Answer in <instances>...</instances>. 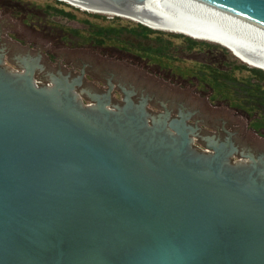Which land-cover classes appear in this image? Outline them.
<instances>
[{"label":"flooded vegetation","instance_id":"obj_1","mask_svg":"<svg viewBox=\"0 0 264 264\" xmlns=\"http://www.w3.org/2000/svg\"><path fill=\"white\" fill-rule=\"evenodd\" d=\"M70 41L68 32L58 30V0L53 4L0 0V195L7 192L14 203L9 210L12 214L9 222L0 223V240L6 242L9 232L14 235L11 231L25 227L34 236L48 234L47 225L38 215L40 199L45 200L46 189L39 188L34 180L39 173L37 168L45 164L47 149L58 145V133L52 113L55 110L51 107L48 114L44 112L46 105L40 102L37 90L58 89V82L65 87L62 92L65 104L70 97L76 99V108L82 109L92 125L118 140L110 145L104 143L108 152L101 158L93 157L82 166L83 172L95 174L94 177L100 179L97 184H86V187H97L99 192L97 204L88 206L94 214L89 219L95 234L80 240L86 246H96L108 256L119 257L121 241L127 238L126 229L121 227L120 220L117 222L119 218L114 213L121 209L116 200L121 198L126 211L129 207L126 200L137 197L119 191L110 172L113 167L118 168L137 190L157 200L166 197L177 218L189 210L191 188H194V197L204 198L211 192L219 195L228 178L247 182L256 177L264 181L258 170L264 166V152L249 146L237 122L222 113L223 105L212 104L209 96L203 95L196 86L187 83L197 91V98L202 96L209 102L213 111L220 114V119H203L197 111L199 108L189 109L182 100L172 99L166 104L146 86L129 84L127 77H115L109 69L90 70L91 86L100 89L104 84L101 93L93 89H81L77 93L76 89L84 85V68L77 72L78 60H64V55L58 52L63 47H84L73 46ZM173 80L178 86L185 84ZM106 103H110L108 114L96 107ZM224 107L232 111L231 116H239L229 106ZM187 138L192 139L189 146ZM93 163L95 166L91 168ZM22 165L26 167L21 176L19 166ZM97 170L98 174L92 172ZM205 173H209L214 182L209 183V188L202 177ZM78 227L83 225L80 223ZM58 229L63 232L58 238L64 237L68 243L71 223H58ZM23 240L19 236L10 242L14 248H11L9 259H17L20 255L23 264H36L34 250L27 248ZM41 259L38 257V261Z\"/></svg>","mask_w":264,"mask_h":264},{"label":"water","instance_id":"obj_2","mask_svg":"<svg viewBox=\"0 0 264 264\" xmlns=\"http://www.w3.org/2000/svg\"><path fill=\"white\" fill-rule=\"evenodd\" d=\"M61 1L71 5L73 1L85 2L90 6L112 9L111 11L125 15H132L135 6L146 2V0ZM199 1L264 29V0ZM141 12L149 15V11L144 9H141ZM137 22L155 29L143 21ZM58 52L64 55V60L66 58L78 60L77 72L84 68V85L76 89L77 93H80L81 89L83 91L93 89L95 93H101L104 84L100 89L91 86L90 70L109 69L116 74L115 77H127L129 84L137 87L146 86L148 91L155 92L159 100L166 104L172 99L182 100L189 109L199 108L197 111L203 119L205 117L220 119V114L214 112L203 99L192 97L187 90L182 91L150 78L143 71L118 62L100 60L80 51ZM251 66L263 69L255 65ZM63 76L65 77L66 74ZM101 82L105 83L103 80ZM57 88L51 91L37 90L40 102L46 105L44 112L48 114L51 107L55 110L52 113L53 120L57 122L55 130L58 133V145L47 149L45 164L37 168L39 173L37 180H34L39 188L46 189L45 200L40 199L41 211L38 215L40 221L47 225L48 234L34 236L26 227L11 231L14 235H10L9 232L8 236L11 237L10 240L8 238L9 243L8 240L6 242L0 240V264H23L24 259L20 255L17 259H9L11 248H14L10 242L19 236L24 239L27 248L34 250L33 258L36 264H264V181L256 177L250 178L247 182L228 178L225 187L220 188L219 195L211 192L204 198L194 197V188H191L189 210L187 213H181L177 218L175 210L173 212L171 210L172 203L168 202L166 197L157 200L152 195H146L137 190L118 168L108 165L112 168L110 172L119 191L137 197L136 200H126L129 206L126 211L123 210L124 204L120 202L121 198L120 201L116 200L120 203L121 209L114 213L119 218L117 222L120 220L121 227L126 229L124 233L127 238L121 241L119 257L108 256L96 246L84 245L80 240L95 234V227L92 228L89 219L94 214L91 212V207L88 210V206L91 203L97 204L99 193L97 187H86V184H97L100 179L98 176L94 177L95 174L83 172L82 166L93 157L101 158L103 153L108 152L104 143L110 145L118 140L111 133L100 131L98 127L92 125L82 109L76 108V99L70 97L68 104H65L62 100L65 87L58 82ZM109 104L96 107L108 114L111 111ZM149 110L154 114L150 108ZM221 111L237 122L249 146L258 152H264V140L250 131L245 133L246 123L243 120L233 118L226 109ZM225 120L227 119H223V122ZM46 132H49L48 127ZM237 140L242 141L241 138ZM51 141H54L53 137ZM191 142L192 139H186L188 146ZM80 144L83 147L79 146ZM258 159H261V156ZM36 162L39 163V159ZM94 164L91 168L95 166ZM19 167L22 176V170L26 166ZM258 170L264 180V166ZM92 172L98 174V170ZM202 177L207 182L208 188L209 183H214L209 173L203 174ZM12 200L7 192L0 195V223L9 222L8 218L12 216L9 210L14 204ZM215 200L218 201L217 204ZM58 223L62 225L71 223L72 234L68 243H65L64 237L58 238L59 233L63 234L58 229ZM80 223L83 227H78ZM53 234L56 236L53 237ZM40 256L42 259L38 261Z\"/></svg>","mask_w":264,"mask_h":264},{"label":"trees","instance_id":"obj_3","mask_svg":"<svg viewBox=\"0 0 264 264\" xmlns=\"http://www.w3.org/2000/svg\"><path fill=\"white\" fill-rule=\"evenodd\" d=\"M58 2L67 3L59 0ZM69 15L64 9H58V30L68 32L73 46H94L104 51L115 49L129 55L136 53L137 57H142L141 54H144L152 58L159 57L180 62L173 53L172 41L161 36L164 33L163 30L153 29L139 22L134 26L124 25L118 22L119 16L107 18L105 15H94L98 21L88 23L87 28L81 30V28L76 29L62 24V20ZM175 36L185 39L184 48L189 51L222 49L227 54L231 51L221 44H212L188 35L175 33ZM235 56L233 60L231 57L213 58L196 67L185 69L176 67L174 71L171 70L174 73L172 75L177 76L178 81L196 86L203 95L209 96L212 104L229 106L248 121L249 127L254 132L263 136L264 70L250 67ZM245 72L247 75H243Z\"/></svg>","mask_w":264,"mask_h":264},{"label":"bare ground","instance_id":"obj_4","mask_svg":"<svg viewBox=\"0 0 264 264\" xmlns=\"http://www.w3.org/2000/svg\"><path fill=\"white\" fill-rule=\"evenodd\" d=\"M73 5L84 10L143 21L155 29L185 33L196 39L222 44L239 59L264 69V29L202 1L146 0L142 5L135 6L132 15L80 1H73ZM141 9L149 11V15L143 14Z\"/></svg>","mask_w":264,"mask_h":264},{"label":"rangeland","instance_id":"obj_5","mask_svg":"<svg viewBox=\"0 0 264 264\" xmlns=\"http://www.w3.org/2000/svg\"><path fill=\"white\" fill-rule=\"evenodd\" d=\"M33 1H45L47 3H51L53 4V2H55L56 0H33ZM61 1V0H59ZM66 3V2H63ZM58 9H64L66 12H68L70 15L69 17L66 16L63 20H62V24L66 25L68 27H72V28H76V29H85L87 28L86 25L88 23H96L98 20L94 17V15H105L107 18H112L116 15H110V14H104L101 12H95V11H90V10H84L81 9L77 6L71 5V4H60V2H58ZM117 17V16H116ZM120 19L118 20V22H121L124 25H135L138 22L134 21L132 19L126 18V17H121L119 16ZM160 30V29H159ZM164 33H162V37L165 39H168L170 41H172L173 45H174V50L173 53H175V56L177 57V59L180 61L179 63H177L174 60H164L162 58L159 57H148L144 54H141L142 57H137L134 53L133 55H129L126 54L123 51H118L115 49H109L106 50L104 52H102V50L100 48L94 47V46H84V47H79V48H74V49H69V48H60V50H64V51H80V52H84L87 53L89 55H92L94 57H96L97 59L100 60H109V61H114V62H118L130 67H133L135 69H138L140 71H143L146 75H148L150 78H153L161 83L167 84L173 88L182 90V91H189V94L192 97H198V93L197 91L194 89V87L189 86L188 84H184L183 86H178L177 84L174 83V78L177 79V76H173L172 74L174 71V68L178 67L181 69H185V68H189V67H196V65H199L201 63H204V61H210L213 58H223L225 57V59H227L228 57H231V60L234 59V54L230 51V54H227L225 50L222 49H213L210 51H205L203 49H196L194 51H189L186 48H184V44H185V39H183L182 37H176L175 33L177 34L178 32H171V31H167V30H163ZM178 34H182V33H178ZM185 35V34H183ZM191 37V36H190ZM203 40V39H200ZM203 41H208V40H203ZM209 43L215 44L216 42H212V41H208ZM150 44H153V42H150ZM219 44V43H216ZM222 45V44H221ZM223 46V45H222ZM225 47V46H223ZM227 48V47H226ZM59 50V49H58ZM236 57V56H235ZM237 58V57H236ZM239 59V58H238ZM249 65V64H248ZM250 67H254L249 65ZM257 68V67H256ZM173 69V71H171ZM243 75H247V72L243 73ZM182 83V82H181ZM201 99H203L206 104L213 109V107L210 106L209 102L207 100H205L202 96L199 97ZM221 109H226L228 110L231 114L232 111L227 108V107H221ZM233 118H240L241 120H243L246 123L244 132H251L253 135H255L256 137L264 140V135H259L258 133L254 132L253 130H251L249 128L248 125V121L243 118V117H239V116H232Z\"/></svg>","mask_w":264,"mask_h":264}]
</instances>
